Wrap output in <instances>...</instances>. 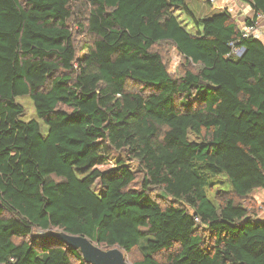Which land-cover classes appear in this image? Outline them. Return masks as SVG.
<instances>
[{"label":"trees","instance_id":"1","mask_svg":"<svg viewBox=\"0 0 264 264\" xmlns=\"http://www.w3.org/2000/svg\"><path fill=\"white\" fill-rule=\"evenodd\" d=\"M190 5L0 0V264H86L55 233L132 264H264V43Z\"/></svg>","mask_w":264,"mask_h":264},{"label":"rangeland","instance_id":"2","mask_svg":"<svg viewBox=\"0 0 264 264\" xmlns=\"http://www.w3.org/2000/svg\"><path fill=\"white\" fill-rule=\"evenodd\" d=\"M190 1H191L190 8L195 11L196 16H201L200 18L208 17L212 13H218V12H222V11L227 12L228 10L226 8H224L225 6H227V8H229L231 10L229 12L231 15L235 14V11L239 13L238 15H243V17L241 19L242 20L244 19V20L241 21V24H242V22H245V20H247L246 12L239 10L237 8L240 6V4L238 2L239 0H224V6H220V4H219L220 1H218L216 4L208 3L209 0H190ZM233 7H235V8H233ZM180 20L183 22V24L185 25V27L189 31L193 32L192 20L188 16H186L185 14H181ZM73 31L77 32L76 28H74ZM75 34H77V33H75ZM75 36H76L75 39L79 44L84 39L83 36H78V35H75ZM156 49L163 56L164 61L168 67L169 73L171 75L176 74V72H177L176 70L178 69V67L181 65V62H182L181 55L176 51V49L172 45L166 44V43L161 44L160 46H157ZM128 87L131 90H139V87L133 85L132 83H130L128 85ZM17 101L20 104H22L24 107V119L30 120L31 118L35 117L33 104L28 97L18 98ZM41 128H42L43 132L46 130V126L44 124H42ZM129 166L133 171L137 170V166L135 164H130ZM105 167L106 166L102 167V169ZM215 189L216 190L218 189V185L216 186ZM155 193L157 194V191L154 192V195H155ZM155 198L158 199L161 204H163L165 202L164 200H162V198H158L157 196H155ZM124 256H125V263L126 264H132V262L134 260L139 258V253L137 250H134L130 254L124 253Z\"/></svg>","mask_w":264,"mask_h":264},{"label":"water","instance_id":"3","mask_svg":"<svg viewBox=\"0 0 264 264\" xmlns=\"http://www.w3.org/2000/svg\"><path fill=\"white\" fill-rule=\"evenodd\" d=\"M53 237L68 247L79 250L86 264H126L124 255L118 248L103 251L83 236L55 233Z\"/></svg>","mask_w":264,"mask_h":264},{"label":"built area","instance_id":"4","mask_svg":"<svg viewBox=\"0 0 264 264\" xmlns=\"http://www.w3.org/2000/svg\"><path fill=\"white\" fill-rule=\"evenodd\" d=\"M218 1L220 0H209L210 3L212 4H216ZM228 9V8H226ZM260 17L257 18V20H252V18H249L251 19L249 21V23L245 24V22H242V25H241V37L246 39V38H253V39H257V40H260L261 42L264 43V30L263 28L261 27L258 19ZM232 46V51L231 53L233 55H236V56H240L242 53H243V49L242 48H236L234 45H231ZM258 210L260 212L264 211V203L259 205L258 206Z\"/></svg>","mask_w":264,"mask_h":264},{"label":"crops","instance_id":"5","mask_svg":"<svg viewBox=\"0 0 264 264\" xmlns=\"http://www.w3.org/2000/svg\"><path fill=\"white\" fill-rule=\"evenodd\" d=\"M223 2V3H222ZM239 2V1H238ZM220 6H224V0H220L219 2ZM224 8H227V6H225ZM235 8V7H233ZM239 10H242L244 12H246L247 14V19L248 18H252L253 16V12L252 11H249V9L247 8V5L246 4H240L239 7H237ZM228 12H230L231 10L228 8L227 9ZM239 13L235 11V14H233L234 17H237L238 19H240L241 21H243L241 18L243 17V15H238ZM240 21V22H241ZM261 27L263 28L264 27V19H262L261 17L258 19ZM264 30V28H263ZM251 199L254 200L258 205H261L264 203V190H258V191H255L252 195H251ZM259 218L260 219H264V211L262 212H259Z\"/></svg>","mask_w":264,"mask_h":264}]
</instances>
